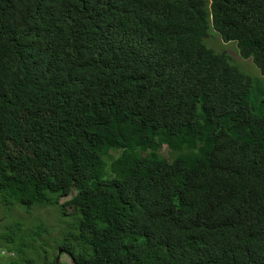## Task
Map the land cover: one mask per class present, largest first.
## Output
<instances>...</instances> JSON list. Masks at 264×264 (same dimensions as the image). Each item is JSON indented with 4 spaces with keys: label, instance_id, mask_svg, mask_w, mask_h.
I'll return each mask as SVG.
<instances>
[{
    "label": "trees",
    "instance_id": "1",
    "mask_svg": "<svg viewBox=\"0 0 264 264\" xmlns=\"http://www.w3.org/2000/svg\"><path fill=\"white\" fill-rule=\"evenodd\" d=\"M0 203L72 264H264V0H0Z\"/></svg>",
    "mask_w": 264,
    "mask_h": 264
},
{
    "label": "rangeland",
    "instance_id": "2",
    "mask_svg": "<svg viewBox=\"0 0 264 264\" xmlns=\"http://www.w3.org/2000/svg\"><path fill=\"white\" fill-rule=\"evenodd\" d=\"M203 44L215 52L223 53L228 62L243 74L252 79L259 78L251 61L239 57L234 43L222 42L211 28L207 31ZM119 154V151H113L109 156L115 158ZM158 154L168 161L173 157L165 147ZM58 202L62 203L63 199ZM66 212H70L69 209ZM72 223V218L63 217L57 206L33 207L24 211L18 206L8 209L0 203V264H44V256L49 262L56 254L54 244L59 242L62 233ZM35 231L39 235L36 241L32 234ZM40 241L43 242V247ZM59 261L71 264L65 255H61Z\"/></svg>",
    "mask_w": 264,
    "mask_h": 264
},
{
    "label": "water",
    "instance_id": "3",
    "mask_svg": "<svg viewBox=\"0 0 264 264\" xmlns=\"http://www.w3.org/2000/svg\"><path fill=\"white\" fill-rule=\"evenodd\" d=\"M61 255H65L71 262V264L73 263V261L69 258V256H67L66 254H64L62 252V250H57L56 251V254H55V257H54V260H53V264H59V260H60V256Z\"/></svg>",
    "mask_w": 264,
    "mask_h": 264
}]
</instances>
